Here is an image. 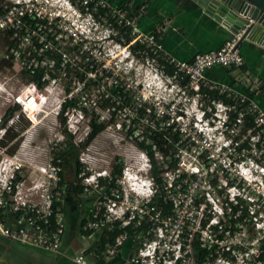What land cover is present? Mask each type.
Wrapping results in <instances>:
<instances>
[{
	"label": "built area",
	"instance_id": "obj_1",
	"mask_svg": "<svg viewBox=\"0 0 264 264\" xmlns=\"http://www.w3.org/2000/svg\"><path fill=\"white\" fill-rule=\"evenodd\" d=\"M64 1L70 12L67 19L60 14L52 19L38 13L37 0H9L11 7L0 14V32L7 33L8 42H12V45L4 43L5 51L0 55V123L8 108L18 107L0 128V140L5 131L18 125L23 117L29 130L41 124L43 119L52 117L55 123L66 128L72 143L82 149L78 154V178L82 181L83 192L91 194L100 188L99 179H105L106 175L97 173V176L84 177L90 171L88 153L84 151L88 145L83 148L80 145L90 131L89 115L93 112L99 120H104L107 112L99 108L97 99L91 100L90 109L86 108V100L76 95L78 91L74 95L73 90L79 89L82 93V89H100L95 92L100 94L101 91V95L106 89H129L133 94L134 91L122 86L117 78L112 80L120 86L109 83L108 75L98 68V59L91 53V42L83 39V34L76 28L75 16L87 20L88 25H105V39L113 42L115 49L127 51L128 56L142 64H156L154 74L173 89L177 88L180 97H193L192 103L199 116L196 121L206 129L216 127L223 140L215 153L201 151L197 153L195 164L185 165L182 155L190 152L189 144L194 143L192 136L187 137L177 123L182 117V111L176 109L178 101L155 109L134 95L135 108H143L146 118L154 117L149 121L152 127L158 130L172 127L178 131L179 142L183 144L175 155L177 165L172 170L164 166L159 174L160 182L156 183L150 173L149 159L141 151L146 164L142 169L145 174H140L139 178L138 173L132 175L129 170L123 171L121 184L127 187L117 190H111L113 186L107 182L109 187L102 197H93L84 230L123 231L104 247L102 256L108 259L118 253L127 238L136 235L138 242L127 264H264V199L247 193L243 181L245 176L252 177L255 166L264 170V109L257 100L260 82L237 81L245 88L243 91L210 82L204 77V73L213 67L242 71L244 60L236 48L240 34L227 39L219 48L196 54L190 62H180L163 46L165 27L144 33L126 9L109 0ZM126 37L130 40L126 41ZM136 44L142 48L133 53L131 47ZM73 47L77 49L71 52ZM1 61H8L12 66L3 67ZM169 64L175 70L170 76L164 73V66ZM15 65L19 70L13 76L18 79L23 76L25 82L13 92L11 77L2 72L12 70ZM76 72L84 77L83 81L76 78ZM33 77L39 82L30 80ZM97 78L100 80L96 87H87L90 80ZM184 79L188 83L181 87L179 83ZM201 87L216 91L232 104L210 99L207 94H201ZM65 89L70 92L66 94ZM77 96V105L62 113V123L59 118L62 104ZM96 107L105 117L101 113L88 112ZM232 111L237 112L234 120L229 118ZM210 114L216 120L213 126L209 122ZM244 115L253 118V127L242 133ZM87 117V132L83 137L77 136L78 125ZM65 140L63 133L58 144H64ZM7 148L0 147V236L58 252L64 232L60 214L64 190L60 185L63 159L54 157L58 148H54L43 165L31 168H24L21 163L7 167ZM155 159L163 160L158 153H155ZM235 172L243 179L236 177ZM72 260L87 264L82 253Z\"/></svg>",
	"mask_w": 264,
	"mask_h": 264
},
{
	"label": "rangeland",
	"instance_id": "obj_2",
	"mask_svg": "<svg viewBox=\"0 0 264 264\" xmlns=\"http://www.w3.org/2000/svg\"><path fill=\"white\" fill-rule=\"evenodd\" d=\"M8 3H10L9 0H0V7H4ZM37 10L38 13L40 12L46 17H51L52 19H54V17L59 14L61 16L64 15L66 17L65 19L70 18L68 16L70 12L68 11V7L65 6L64 0H37ZM75 18L77 20L76 28L78 29L79 33L83 34V39L87 38L91 42V53L98 59L96 62L98 68H102L106 75H108L109 83L111 81L113 84H117L118 86H120L119 83H121L122 86L132 88L137 99L141 98L143 101L151 104L155 109L159 107H168L171 105V103H173V101H178V106L176 109L177 111H182V117L177 120V123L180 128L184 129L187 137L192 136L191 140L193 141L191 142L194 143L193 145L189 144L191 151L183 153L182 155L185 160V165H188L189 163L195 164L197 153H200L201 151L215 153V151L218 150L223 140L221 131L216 130V127H207L208 129H206V127L201 126L200 123L196 121L199 116H197L198 111L194 108L195 106L192 103L193 97H180V94L176 90L177 88L173 89L169 83L156 76L154 74L156 64H142V62H139L135 58L128 56L127 51L115 49L112 45L113 42L105 39V25L93 26L89 24L90 28L87 30V27H89L87 20L84 18H78L76 16ZM4 51L5 45L2 41V36H0V55ZM18 70V66L15 65L12 70H5L2 72V75L5 74V76L11 77L12 87L14 88L12 89L13 92L18 91L17 88L20 87L23 82H25V77L21 76L18 79L17 77L13 76V74L18 73ZM210 73L211 76L216 79L223 81L227 80V77L222 74L223 72L217 68L211 70ZM116 78L118 79L119 83L115 80H112ZM101 93L102 92L100 91V94H97V92L94 90L91 91V93L81 94L79 89L73 90L74 95L76 94L80 97L82 96V98L86 100L85 107L88 109H90L89 105L92 102L91 100L95 99L99 101V108L101 107ZM204 101L205 104H207V100ZM3 109L5 110L6 107ZM91 111H94L95 113H101L97 107L95 109L92 108L88 112ZM101 115L105 117V114L101 113ZM124 116H127L125 123L129 125L132 120L131 114L123 112L120 118L115 116V119H117L116 124L109 125L104 131L100 132L90 142V144H88L87 148L84 149V151H87L88 153L87 161L90 165V167H88L90 171H88L84 177L89 175L97 176V173H100L106 175L105 179H107V181L103 180V182H100V188L97 191L91 194L88 192H83L87 196L92 198H96V196L102 197L103 193L106 192L109 187L107 182L110 184L114 182V186L111 187V190L127 187V185L121 184V175L116 179L114 178L112 174L114 167L121 168V173L125 170L131 171L132 175L138 173L137 175L139 178L141 175L145 174L142 171V169H145L146 167L145 159L141 156L142 152L136 147L134 139L130 138L127 131L123 129L124 127L120 126L124 120ZM87 119L88 117L84 118L78 125L77 136L83 137L85 135V131L87 132ZM128 119L129 121H127ZM26 122L27 121L23 117L22 121L11 131V134L18 133L19 131L20 134L14 141L8 144L10 149L14 144H17V146L12 153L5 152V155L9 160L6 163L7 167H12L13 163L19 164V162L23 164L24 168L43 165L48 160V158H50V154L55 151L54 148H58L54 145L56 143L58 144V141H61L64 129H66L64 126L59 125L58 122L55 123L52 117L43 119L41 124L37 125L31 130H29L28 125L24 127ZM209 122L211 126L214 125L212 123L216 122L212 114L209 116ZM134 125L135 123L133 126ZM202 137L207 138V140H201L200 138ZM81 150L82 149L78 151L79 155ZM228 154V152H225L226 156H228ZM197 161L198 163H201V160L197 159ZM252 171V177L245 176L246 180H244L236 172L235 174L236 177L243 179V181L246 183L245 191L247 193L250 195H259V197L264 199V170L256 168L255 166L254 170ZM67 175H69L71 179V172H68L66 176ZM66 178V180L69 181V178Z\"/></svg>",
	"mask_w": 264,
	"mask_h": 264
},
{
	"label": "crops",
	"instance_id": "obj_3",
	"mask_svg": "<svg viewBox=\"0 0 264 264\" xmlns=\"http://www.w3.org/2000/svg\"><path fill=\"white\" fill-rule=\"evenodd\" d=\"M126 9L135 18L144 33L165 27L163 46L172 57L180 62H190L198 53L219 48L231 37L229 31L210 19L194 4L193 0H110ZM244 60V70L213 67L204 73L206 80L227 85L232 80L237 83L259 81L258 100L264 108V48L244 42L238 49ZM214 68L221 70L226 81L211 76ZM258 101V102H259ZM72 184L62 195L60 214L64 225L58 252L45 251L36 247L10 241L0 236V264H77L72 258L82 253L87 264H127L133 248L137 245L136 235L127 238L113 258H104L97 243L103 229L84 230L92 209L93 198L83 192H75L77 179L67 175ZM80 185V183H79ZM90 231V232H89ZM89 232V233H88Z\"/></svg>",
	"mask_w": 264,
	"mask_h": 264
},
{
	"label": "trees",
	"instance_id": "obj_4",
	"mask_svg": "<svg viewBox=\"0 0 264 264\" xmlns=\"http://www.w3.org/2000/svg\"><path fill=\"white\" fill-rule=\"evenodd\" d=\"M110 1V0H109ZM7 7H11V5L8 3L4 7H0V14H2ZM84 12V9H82ZM0 36H2V41L5 43L7 42L9 45H12V42H8L7 40V33L0 32ZM130 39L126 37V41H129ZM142 47L138 44L131 47V51L133 53L136 52L137 49H141ZM77 47L70 48V51L76 50ZM58 58V56H57ZM163 65L162 63H160ZM1 65L6 68H10L12 66V63L8 61H1ZM221 68V67H220ZM226 69L227 68H222ZM244 70V67L241 68V70ZM174 67L172 65H165L164 66V73L167 75H173L174 73ZM76 78L79 81H83L84 77L79 74L78 72L75 73ZM30 80L36 81V78H30ZM99 78L95 80H90V82L87 83V87H96ZM39 82V81H36ZM188 83L187 79L181 80L179 85L181 87L186 86ZM237 84V85H236ZM227 85L236 88V89H245L243 86L238 85V83L234 82L233 80L228 83ZM201 94H207V96L210 99H216L220 100L224 104H232V101L222 95H218L216 91H208L205 90L206 88L201 87ZM94 90H100V89H82V93H91V91ZM244 91V90H243ZM70 89H65V93H69ZM251 97H254L252 93L249 94ZM101 109L103 111L107 112V117L104 120H99V116L94 114L93 112L90 114V120L88 122L90 131L83 142V144L80 145L81 148L84 146L90 144V142L102 131H104L109 125L116 124L117 119H115V116L117 118H120L122 116L123 112L128 114H133L132 120L129 125H127L125 122V119L127 116H124V120L120 124L121 127H124L123 129H127V133L130 138L134 139L136 147L146 154V156L149 159L150 165H151V175L154 178L156 183L160 182L159 174L164 170V166H166L167 169L172 170L177 165V159L175 158L176 153L178 150L182 147L180 140V135L178 131L173 130L172 127H169L168 130H158L157 127H152L149 121L153 119V116H149V118H146V112L143 108H135L136 106V100L134 98V94L129 89H106V93H103L101 95ZM258 100V98H257ZM259 101V100H258ZM78 102V96L75 98H72L71 100L66 99L65 102L62 104L61 114H60V121L63 123L62 119V113L67 109L71 108L73 106H76ZM260 104V101H259ZM262 107V106H261ZM263 108V107H262ZM18 109L17 106H13L7 109L6 114L3 116L0 128H3L7 122V120L13 115V113ZM264 109V108H263ZM84 113L87 114V111L84 109ZM230 120H234L237 118V112H230L229 113ZM253 118L248 115L243 116V123L241 126V132L245 133L248 128L253 127ZM129 121V119H128ZM148 121V122H147ZM135 125L133 126V124ZM27 123L24 124V127H26ZM126 126H128L126 128ZM13 128H9L5 131V136L2 140H0V147L5 148L8 146V144L12 141H14L18 135L20 134V131L15 134H11ZM22 130V129H21ZM66 135V140L64 144H58V151L56 152V155L54 157H60L63 159L62 163V172L60 173L61 182L60 185L63 186L64 190L71 186L73 187L69 181L66 179V174L68 172H71V174L77 179V186H74L75 192H83V187L79 185L80 179L78 178L79 174V167L80 164L78 162V151L79 148L76 147L72 143V139L68 135V133L64 130L63 132ZM167 137L168 140L165 138ZM17 141V140H16ZM15 145V146H14ZM12 145V148H7L8 153H12L15 149L17 144ZM14 146V147H13ZM155 153H158L162 156V161H158L155 159ZM169 159V161L167 160ZM112 174L114 178H118L121 175V168L114 167ZM103 180L107 181V179L100 178L99 182H103ZM114 181V179H113ZM111 186H114V182L111 183ZM63 190V191H64ZM170 210V209H169ZM103 233L100 236V239L97 243V249L102 250L107 244H111L114 239L119 236L123 231L121 230H114V231H105V229L102 230ZM90 232V231H89ZM88 232V233H89Z\"/></svg>",
	"mask_w": 264,
	"mask_h": 264
},
{
	"label": "water",
	"instance_id": "obj_5",
	"mask_svg": "<svg viewBox=\"0 0 264 264\" xmlns=\"http://www.w3.org/2000/svg\"><path fill=\"white\" fill-rule=\"evenodd\" d=\"M232 38L240 34L236 48L249 42L264 48V0H193ZM229 38V39H230Z\"/></svg>",
	"mask_w": 264,
	"mask_h": 264
},
{
	"label": "bare ground",
	"instance_id": "obj_6",
	"mask_svg": "<svg viewBox=\"0 0 264 264\" xmlns=\"http://www.w3.org/2000/svg\"><path fill=\"white\" fill-rule=\"evenodd\" d=\"M29 131V130H28ZM15 161V160H14ZM20 163V162H19Z\"/></svg>",
	"mask_w": 264,
	"mask_h": 264
}]
</instances>
